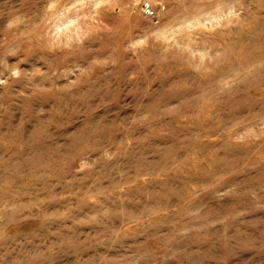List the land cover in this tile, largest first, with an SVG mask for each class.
Listing matches in <instances>:
<instances>
[{"label":"rangeland","instance_id":"rangeland-1","mask_svg":"<svg viewBox=\"0 0 264 264\" xmlns=\"http://www.w3.org/2000/svg\"><path fill=\"white\" fill-rule=\"evenodd\" d=\"M0 264H264V0H0Z\"/></svg>","mask_w":264,"mask_h":264},{"label":"bare ground","instance_id":"bare-ground-1","mask_svg":"<svg viewBox=\"0 0 264 264\" xmlns=\"http://www.w3.org/2000/svg\"><path fill=\"white\" fill-rule=\"evenodd\" d=\"M224 2V1H222ZM67 5V4H66ZM62 7L63 9H67V6ZM204 5H201L199 8V10H197V8L195 7V10H189V9H185L182 11V14L180 17H178V26L180 25H186V26H192L195 24H200L204 22L205 19H213V17H218V13L219 11H223L225 10V4H218V6L215 8L213 5H207L208 10H205V8L203 7ZM187 7V6H186ZM213 7V8H212ZM215 8V9H214ZM218 11V12H217ZM206 12V13H204ZM63 16V14H62ZM69 20V19H68ZM60 22L65 23V19H61L59 18ZM61 24H59L58 26H60ZM67 27V26H66ZM181 27V26H180ZM178 28V27H177ZM70 29V28H69ZM68 29V31H69ZM74 29V28H73ZM163 31V30H162ZM162 34V33H161ZM165 36V35H164ZM187 46V45H186Z\"/></svg>","mask_w":264,"mask_h":264},{"label":"built area","instance_id":"built-area-1","mask_svg":"<svg viewBox=\"0 0 264 264\" xmlns=\"http://www.w3.org/2000/svg\"><path fill=\"white\" fill-rule=\"evenodd\" d=\"M142 7H144V10L147 12V14H153L154 9L151 8L152 6L148 2L144 3Z\"/></svg>","mask_w":264,"mask_h":264}]
</instances>
